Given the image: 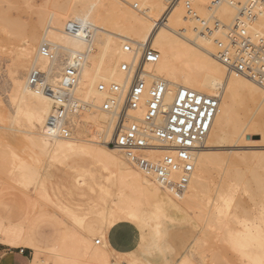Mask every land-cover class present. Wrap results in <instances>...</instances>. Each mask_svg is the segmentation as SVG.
I'll return each instance as SVG.
<instances>
[{"label": "bare ground", "instance_id": "1", "mask_svg": "<svg viewBox=\"0 0 264 264\" xmlns=\"http://www.w3.org/2000/svg\"><path fill=\"white\" fill-rule=\"evenodd\" d=\"M76 1L77 4L72 3L60 12L50 13L47 18L39 20L38 25H28L29 29L23 30L22 40H19L21 45L8 59L9 93L16 106L12 104L15 108L11 115L8 114L10 116L4 118L6 126L1 129L24 134L27 139L11 144L12 147L9 145L12 149H9L8 158L10 168H13L8 170L12 177L9 174L7 177L30 188L33 195L26 190L30 212L25 217L6 219V224L0 217V243L9 248L30 249L32 258L29 264H49V260L42 258L46 254L52 259L50 264H110V259L114 260L116 256L119 260L111 264H204L206 255H203V248L220 241L227 249L229 264H264V177L255 172L250 177L252 184L243 181L242 189L248 192L253 204L247 208L239 204L234 207L235 189L232 190L234 179L231 177L237 169L234 168L237 158L243 157L233 155L229 158L211 152L216 149L213 147L215 143L231 146L245 143V130L262 133L264 141L262 118L250 117L247 123L238 118H242L238 111L245 115L251 105L257 109L256 113L260 110L264 114V89L245 77L226 71L215 56L217 51L213 40L196 33V23L186 18L181 4L174 6L165 25L156 28L155 23L165 12L168 0ZM209 1L194 0L197 12L205 19L209 17L206 8ZM215 15L229 25L236 12L224 3L216 9ZM0 17L9 28L18 26L4 13ZM69 22L90 24L91 38L83 40L67 34L65 27ZM249 31L264 36V15ZM126 43L131 44L137 53L125 52L123 47ZM44 44L54 54L53 60L40 54ZM143 46H150L159 53L158 61L147 65L146 70L168 86L164 98L166 112L172 106L179 87L218 100V111L211 127L195 150L194 171L189 185L178 197L161 189L131 165L122 151L107 145L113 135L115 119L100 107L107 101L120 104L123 96L99 92L98 85H127L129 76L121 71V65L137 59ZM79 57V65L72 69L73 61ZM66 58L69 64L63 60ZM34 69L45 72L47 82L52 86L73 87L72 94L80 103V109L68 115L69 139L48 134L46 121L53 101L29 87L28 76ZM142 113L143 109H140L134 114L140 118ZM89 132V137H85ZM222 149L233 150L232 147ZM163 152V149H156L143 155L156 160ZM72 155L93 157L109 173L103 196L98 203L86 209L69 208L56 199L52 189H46V183L52 176L49 166L59 165ZM1 162L5 161L0 159V168ZM262 167L264 169V163ZM3 170L0 169L2 174ZM215 170L219 173L217 183L212 173ZM11 178L7 180L11 181ZM236 179L239 182L243 180ZM40 200L52 206L49 212L51 208L55 211L49 214L48 206L46 211L40 209ZM238 211L245 216L240 217ZM44 216L56 219L62 226L56 241L48 247L35 244L29 232L33 221ZM61 216L71 224L65 226L66 220ZM92 216L103 222V233L98 238L86 239L79 230H83L85 220ZM119 223L123 227L124 223L130 224L139 232L138 246L130 253H115L108 247L109 241L106 243V232ZM101 240L102 246H96V241L101 243ZM130 241L127 239L125 243ZM122 244L118 243L119 246Z\"/></svg>", "mask_w": 264, "mask_h": 264}, {"label": "built area", "instance_id": "2", "mask_svg": "<svg viewBox=\"0 0 264 264\" xmlns=\"http://www.w3.org/2000/svg\"><path fill=\"white\" fill-rule=\"evenodd\" d=\"M226 3L235 9L236 15L225 25L215 15L216 9ZM181 4L186 18L196 23V33L212 39L216 58L229 74L249 79L264 89V36L250 33L249 28L264 15V0H210L206 8L208 18H202L194 6V0H168L166 10L155 23L159 28L166 24L175 5ZM136 8V7H134ZM67 34L89 40L92 26L88 23L69 22ZM124 51L136 54L132 45L126 43ZM40 54L49 60L54 54L44 44ZM159 53L150 46H143L137 59L123 63L121 71L129 76L124 87L117 84L98 85L99 92L122 94L119 104L115 101L103 103L100 109L115 119L109 147L122 151L127 161L146 177L151 178L161 189L174 196L182 195L194 171V153L203 142L218 111V100L179 87L169 111L164 110V98L168 86L147 72L146 66L154 64ZM81 58L73 61L71 68L79 65ZM28 85L36 93L47 95L53 107L46 121V130L51 137L69 139L68 115L80 109L72 94L73 87L52 86L47 82L45 72L34 69L29 73ZM143 109L140 118L135 112ZM156 149L163 153L156 160L144 156ZM96 245L100 242L96 241ZM25 249H20L24 253Z\"/></svg>", "mask_w": 264, "mask_h": 264}, {"label": "rangeland", "instance_id": "3", "mask_svg": "<svg viewBox=\"0 0 264 264\" xmlns=\"http://www.w3.org/2000/svg\"><path fill=\"white\" fill-rule=\"evenodd\" d=\"M75 1L76 0H0V15L4 13L8 17V20H12L18 25L16 27H10L9 28L8 23L3 21L4 22V24H3L1 17H0V20H1L0 21V113H2L0 115V124H1L0 125V147H1L0 148V155H2V153H5V154H3V156H0V159L3 162L4 161L7 162V163L4 162L3 164L1 162V164L4 165V167H2V165H1L2 170L4 168L3 171L4 172L6 171V174H4V172L2 174V171H0L1 172V174H0V215L1 216L10 215L13 217L15 215H19L20 217L21 216L25 217V215L29 214V212H30L29 203H28L27 198L25 196V193H27L26 190L30 191V192H28V194L33 195L30 188L27 189L24 185H22L21 183L15 181V180L12 181V178H11L12 176L9 173V171L13 168L12 166L10 168V161H9L10 159L8 158V156L10 155L9 152H11V151H9V149L12 147L11 144L13 145L15 143L18 144V143L24 142L25 139H27V137H25L24 134L14 133L11 131H7L5 129H1V127L6 126V123H3L4 118L7 116H10L12 114L11 111L13 110V107L15 108V106H16V103L10 97V93H9L10 92L9 87L11 84V78H10V72H9V64L10 63L8 62V59L11 58L15 54L14 52H16V50H18L17 48L21 45V44L19 45V43L22 40L21 37H23L22 36L23 35L22 33H24L23 30L29 29L28 25L29 26L30 25L32 26L34 24L38 25L39 20L41 21L42 19H45V17L47 18L50 13L60 12L64 8H68L69 6L73 5L72 3L77 4L76 2H78V1H76V2ZM200 5H201V3H200ZM166 6H167V4H166ZM6 24H7V26H6ZM7 31H8V33L6 34ZM12 53H14V54H12ZM9 54H12V55H9ZM63 60L68 62L67 58L63 59ZM68 64H69V62H68ZM14 103H15V106L12 105ZM252 106L253 105L249 106L248 110H246L245 115H243V113H241V111L240 112L238 111V113H239L238 116L242 117V118H240V117H238V118L240 120H244V122L246 121L245 123H247V121L249 120L250 117L252 119L262 118L261 119L262 123H264L263 112L258 110V113H256L257 109L255 108V106H253V107ZM255 110H256V112H255ZM8 114H10V115H8ZM1 118H2V120H1ZM244 132H246V134L244 135V137L246 139L245 143L235 145V146H231V144L226 145V144H220L219 143L220 144L219 145V144L215 143V145L213 147L216 148L217 150L213 149L211 152H216V153H219L223 156L226 155V157L228 156L229 158L233 157V155L234 156L240 155L243 157V158H241V157L237 158L238 160L236 162L238 164L236 162H234L237 164V166H235L236 164L234 165V168L235 169L237 168L235 170V173L232 171L234 173L232 175H234V176L231 177V174H230L231 172L229 174H230L231 179L232 178L234 179V180H232L233 181L232 183H234V184H231L232 186H234V187H232L233 188L232 190L235 189L234 192L232 191L234 194V195L232 194L233 195V206L234 205L236 206L239 204L242 207L244 206L243 208H247L248 206H252L253 203H252V200L248 196L249 195L248 192L245 191L244 188L242 189V187L244 186V184H242V182L245 181L248 183V181H249V184H250L251 183L250 177H252L251 174L255 173V172H257L258 175L260 174L261 177H264V169L262 167V165L264 163L263 162V160H264V141L262 138V133H260V132H252V131H248V130H245ZM244 132L242 131V136H243ZM90 134H91V132L86 134L87 136L85 135V137L88 138ZM3 146H4V148H2ZM228 147H232L233 150L228 151V150L222 149V148H228ZM4 156H5V158H4ZM5 164H7V165L9 164V165L5 166ZM68 165H70L69 160H67L63 165L54 164V166L53 165H51V167L49 166L48 171L53 173V174H59V175H61V174L65 175L66 174L67 177H70V176L72 177L74 175V173L71 172V169H69ZM7 167L10 169H8ZM53 169H54V171H53ZM40 170H39L40 173H41V171H44L43 169L41 171ZM103 171H104L103 175H104L105 185H104V189H103L101 197L103 196L105 189L108 185V178H109L108 171L104 168H103ZM216 172H217V174H216ZM212 173H213V177L215 179L214 181H216L219 177V173L217 170L213 171ZM7 174H9V176H11L10 177L11 181H8V180H10V178H9V176L7 177ZM4 175H6V176H4ZM96 175L98 176L100 181H103V176H102L101 172H97ZM3 176L5 178L7 177L8 180L5 179ZM51 177L49 178V181H48L49 183H46V189L49 191H51L52 187L56 186V180H51ZM237 177H239L240 179H243L240 181L241 183L236 179ZM85 178H87L88 181H91V179H90L91 177L89 174H87ZM231 179H230V181H231ZM217 181L215 183H217ZM240 185H242V186H240ZM99 200L96 203H98ZM42 201L43 200L39 201V205H41V208L40 207L39 208L42 210H45V211L48 209L47 211L49 212V208L51 205L48 206V204H49L48 202L46 203L45 201H43V202H45V203H43ZM42 206H44L45 209ZM47 206H48V208H47ZM250 208H252V207H250ZM250 208H248V209H250ZM52 209L53 208H51L50 210L53 213L55 211V209H53V210ZM45 211H43V212H45ZM51 211L49 212V214L51 213ZM248 211L249 210H247L246 212H248ZM48 212H46V213L48 214ZM239 216L240 217L245 216V213L241 214L239 212ZM61 217L64 221L66 220V218L64 216H61ZM7 221L8 220H3L1 222L6 224ZM68 223L71 224V222L66 220L64 222L65 226L69 225ZM63 227H64V225H63ZM90 228H91V230L97 229V227L95 225H92ZM42 231L44 232L45 228H43ZM96 246H102V240H101V243L99 245H96ZM3 247L6 249H9V250H14V249H10L6 246H3ZM203 250H202L204 252L203 255H206L205 256L206 257V260H205L206 263H204V264H229L227 261V259H228L227 249L221 245L220 241H218L217 243H214V242L212 244L210 243V245L204 247ZM31 256L32 255L29 256V259H31ZM42 258L46 261L49 260V261H47L49 264L51 263L50 260H52V259L49 255H47V254L45 256L43 255ZM114 258H115L114 260H113V258L110 259V264H111V262L113 263L115 261H116L115 263H117V261L119 260V257H117V256ZM87 260L84 259V261H87ZM111 260H113V261H111Z\"/></svg>", "mask_w": 264, "mask_h": 264}, {"label": "crops", "instance_id": "4", "mask_svg": "<svg viewBox=\"0 0 264 264\" xmlns=\"http://www.w3.org/2000/svg\"><path fill=\"white\" fill-rule=\"evenodd\" d=\"M67 160L70 161V165L68 166L69 169H71V172L74 173V175L72 176L73 178L71 176L67 177L66 174L59 175L52 173L51 180H56V186L52 187L51 189L56 199L59 202H61L63 205L76 210L86 209L93 206L100 199L105 185L104 175H103L104 171L102 166L98 163L96 159L86 155H72L66 158L59 165H63ZM97 172L102 173L103 181H100V179L96 175ZM87 174L90 175L91 181H88L87 178H85ZM0 217H2L5 220L6 219L9 220V219H15L20 216L15 215L12 217L10 215H6V216L0 215ZM121 224L122 223L117 224V226L115 225L106 232V243L109 241L107 245L109 244L110 246L108 245V247L112 249L115 253L126 254L134 251L138 246L139 232L134 226L130 224L128 225L127 223H124V227L121 226ZM92 225H95L97 229L91 230L90 227ZM43 228H45L44 232L42 231ZM124 229H126V232ZM61 230L62 227L56 219L49 216H44L33 221L29 232L35 244L43 247H48L49 245L51 246L54 244ZM118 232L121 235V239L119 238L120 236ZM102 233H103V222L101 221V219L94 216L87 218L83 224V230H79V234L80 235L82 234L81 236H83L86 239L96 238V237L98 238ZM124 234H126L128 238L125 237ZM123 235L126 241L127 239L128 241L130 240L131 241L128 243H125L126 241L123 242V240H125L122 237ZM113 238L115 239V242ZM117 238L119 239L117 240L116 243ZM118 243L119 244L125 243V245L122 244L119 246ZM3 246L5 245L0 243V264H29L30 262L29 256L32 255V251L30 249L23 248L25 249L24 253H20L19 250L22 248L20 249L10 248L14 250H9L4 248ZM131 246L133 247L131 248Z\"/></svg>", "mask_w": 264, "mask_h": 264}]
</instances>
